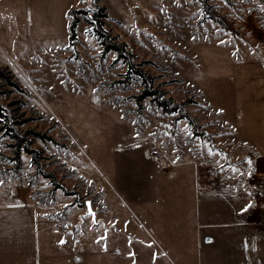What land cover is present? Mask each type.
<instances>
[{"label":"rangeland","instance_id":"374dc122","mask_svg":"<svg viewBox=\"0 0 264 264\" xmlns=\"http://www.w3.org/2000/svg\"><path fill=\"white\" fill-rule=\"evenodd\" d=\"M98 2L111 37L184 112L146 97L83 15L70 42L63 1L0 0V69L17 84L0 80V102L22 134L52 138L33 137L32 148L55 179L0 130V231L30 221L46 264H264L262 231L205 176L256 172L238 112L262 78L264 0H208L226 26L197 0ZM155 149L162 157L149 156Z\"/></svg>","mask_w":264,"mask_h":264},{"label":"crops","instance_id":"0c3cea01","mask_svg":"<svg viewBox=\"0 0 264 264\" xmlns=\"http://www.w3.org/2000/svg\"><path fill=\"white\" fill-rule=\"evenodd\" d=\"M38 1L48 6L50 2L56 0ZM58 1L65 3L67 6L66 13L68 14L72 0ZM262 69V78L256 83L258 87L256 97L247 101V98L242 96L238 112L240 123L245 124L241 131L245 132L244 139L247 149L252 152V145L256 148L254 151L257 162L255 173H264V66ZM201 169L202 167L199 165L198 170ZM205 176L210 179V185H213L216 192H228L229 203L238 219L245 226L262 231L264 237V196L257 195L250 189L248 178L239 182L234 173H228L227 176L225 175L226 177L220 178L222 181H219V178L216 179L217 176L215 178L211 177V174ZM249 205L251 206L249 207ZM26 215L23 214V218ZM26 221V219L25 221L12 223L5 221V231H0V264H46V257L41 256L43 246L40 244L39 234L33 235L32 230L29 228L30 221ZM8 224L11 226H8ZM20 230H23L21 236Z\"/></svg>","mask_w":264,"mask_h":264},{"label":"trees","instance_id":"16d2710c","mask_svg":"<svg viewBox=\"0 0 264 264\" xmlns=\"http://www.w3.org/2000/svg\"><path fill=\"white\" fill-rule=\"evenodd\" d=\"M200 2L203 13L210 20L220 23L222 26H226L223 18L216 15L213 11V7L209 5L208 0H197ZM92 7H87L86 9H70L68 12V18L70 20L69 25V40L73 42L77 39V26L80 22L79 16L83 15L85 21L92 26L94 34L97 36L101 45L104 47V52L115 51L117 53L119 60H122L127 67L128 73H133L138 76L144 86V95L146 97L154 98V100L158 103L163 110L168 112H174L183 114L184 105L171 107L168 101H162L164 92L158 90V88H154V80L151 75L147 72L140 69L137 64L133 60V55L127 51L126 46L124 44H119L115 42V39L111 37L110 33L105 29L104 23L101 20L102 16H105L106 8L104 6H100L98 0H91ZM91 15V16H90ZM12 76L0 69V80L4 81L7 85L17 87V84L13 82ZM192 122L191 119H189ZM17 120L12 111L4 107L0 102V126L4 131V135L8 136L11 140L15 141L16 147L24 148L25 153L31 156L32 164L40 171L45 178H50L53 184L55 183L54 177L49 174H46L42 170V165L40 163V153L32 148V138L38 137L43 141H51V137H46L44 135H40L39 133H35L34 131H28L27 133L22 134L17 128ZM32 136V137H31ZM16 158H19V152L15 151ZM15 159V160H17ZM19 165V163H18Z\"/></svg>","mask_w":264,"mask_h":264},{"label":"built area","instance_id":"2783aa9c","mask_svg":"<svg viewBox=\"0 0 264 264\" xmlns=\"http://www.w3.org/2000/svg\"><path fill=\"white\" fill-rule=\"evenodd\" d=\"M172 125L168 126L169 129H172ZM153 157H162V149H155L151 154ZM248 184L250 189H252L257 195L264 196V173H254L249 176Z\"/></svg>","mask_w":264,"mask_h":264},{"label":"snow or ice","instance_id":"6c2138e0","mask_svg":"<svg viewBox=\"0 0 264 264\" xmlns=\"http://www.w3.org/2000/svg\"><path fill=\"white\" fill-rule=\"evenodd\" d=\"M225 2H227V0H225ZM221 43H223L222 41H221ZM217 111H219V112H223V109H218ZM136 135H139V133H136ZM189 135H191V133L189 132ZM208 151H209V153H212V149H208ZM177 159H179V157H177ZM252 162H251V160H249V164H251ZM0 183H3V181H0ZM88 183H91V181H89ZM88 203V215L90 216V217H92V219H93V222H95V212H94V210H93V208H92V202L91 201H88L87 202ZM251 205H249V207H250ZM60 243H64V241L63 240H61L60 241ZM129 255L130 256H134L135 255V253H129ZM157 254H153V257L155 258V256H156Z\"/></svg>","mask_w":264,"mask_h":264},{"label":"water","instance_id":"95a60500","mask_svg":"<svg viewBox=\"0 0 264 264\" xmlns=\"http://www.w3.org/2000/svg\"><path fill=\"white\" fill-rule=\"evenodd\" d=\"M88 202V201H87ZM86 205H87V210H88V203H86Z\"/></svg>","mask_w":264,"mask_h":264}]
</instances>
